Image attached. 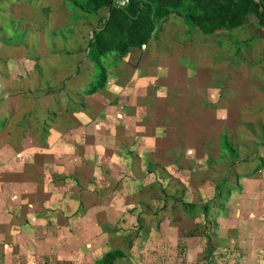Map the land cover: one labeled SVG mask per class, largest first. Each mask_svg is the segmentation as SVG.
<instances>
[{
  "label": "rangeland",
  "instance_id": "obj_1",
  "mask_svg": "<svg viewBox=\"0 0 264 264\" xmlns=\"http://www.w3.org/2000/svg\"><path fill=\"white\" fill-rule=\"evenodd\" d=\"M14 7L0 14V181L5 185L3 171L10 170H17V181H21V170L30 159L28 166L37 172L40 186L32 192L28 210L17 208L27 220L13 223L12 231H19L26 221L33 231H39L41 219L47 221L44 231L53 236L59 231L64 244L74 248L49 252V264H75L73 251L87 254L97 264H120L122 260V264H264V25L256 13L250 12L235 29L213 34L190 29L194 25L177 15L156 20L161 28L157 37L172 33L176 26L188 27L178 29L177 38L189 39L194 54L199 55L200 63H192L194 73H205V77L209 71L218 73L217 78L210 73L208 79L217 83L219 117L226 126L223 131L232 128V123L236 126L233 132L226 130L223 138L201 137L204 147L189 144L214 158H202V154L192 159L186 171L183 158L174 160L164 142L148 141H152L149 134L134 136L135 142L130 136L123 137L124 145L113 158L88 155V145L83 142L75 158L53 164L56 149L45 140L41 143L49 131L39 120L46 113L43 110L56 103L63 105L55 92L63 82L52 81L51 87L48 74L58 70L64 83L73 79L80 71L73 55L80 53L91 61L86 52L93 37H83L84 44L78 49L73 47L77 38L72 33L78 26H59L60 33H66L65 46L58 48L55 39L51 43L52 37H47L44 46L40 40L44 41L41 37L49 29L45 32L39 21L33 23L44 8L33 6L30 18L24 4ZM108 17L101 20L100 27ZM31 19L33 24L26 26ZM109 61L111 57L104 62ZM86 65L85 71L89 63ZM92 69L87 74L99 85L100 70L94 63ZM201 86L205 92L207 87ZM77 98L83 102L81 95ZM177 102L183 106L179 98ZM199 131L201 127L194 126V132ZM183 143L177 141L182 147L177 149L179 154L190 150ZM71 144L69 152L77 151L78 145L66 146ZM69 163L70 170L66 169ZM18 193L14 194L19 200ZM7 195L10 192L0 187V202ZM8 206L2 203L0 214H12L14 209ZM5 214L0 216V226L12 224ZM3 232L0 262L7 264L12 245Z\"/></svg>",
  "mask_w": 264,
  "mask_h": 264
},
{
  "label": "crops",
  "instance_id": "obj_2",
  "mask_svg": "<svg viewBox=\"0 0 264 264\" xmlns=\"http://www.w3.org/2000/svg\"><path fill=\"white\" fill-rule=\"evenodd\" d=\"M23 4L24 11L26 13L30 12V18L33 14V6L44 8L42 13L37 15L40 19L35 16L36 21L31 19L26 26H31L34 22L39 21V26H44L43 31L46 29V32L49 29L48 33H43L41 39H44V41L40 40L41 43L47 46V37H52L51 43L55 39L54 42L56 41L58 48H63L66 42L64 39L66 33L61 34L59 26H78V29L75 28V31H72L73 34L76 33L75 38H77L75 40L76 45H73V47L81 49L84 44L83 37L90 36L92 38L94 32L100 30L101 20L109 14L108 7L104 6L97 10L96 0H25V2L22 0H0V14L2 11L10 12L12 6L18 9V6ZM185 27H173L174 31L172 33L165 32L163 36L157 37V31L161 30L157 26L145 49L133 47L129 49L125 56L115 61L111 57V62H108L110 64L107 63L106 65L108 77L101 86L95 85L92 74H87L92 69L93 63L89 60L86 61L83 56L79 55L80 53L73 55L76 56L80 71L73 75V79H69L67 83H64L65 77L60 75L58 70L48 74L51 75V87H53L52 81L55 83L63 82L60 83V88H55L58 100L60 97L63 105L59 106L56 103L50 106L51 108L48 107L43 110L46 113H42L43 118L39 120L40 126L47 127V131H49L46 139H42L41 143L45 140L47 144H53L56 149L53 152V164H56L57 160H63L66 157L68 159L75 158L76 152L81 151V143L83 142L88 145L89 150H86L88 155L91 156L94 153L95 158H113L114 153L118 152L117 148H120L121 144L124 145L123 137L130 136V139H133L136 135L140 137L143 134H149L152 135L150 138L152 141H148L164 142L168 147L167 150L170 149L169 151L174 160L183 158L184 162L181 163L186 167L184 170L188 171L189 165H192V159L201 158L200 156L203 154L201 153L202 150L198 149V145L204 141L201 137L207 139L213 134L223 138L226 130L228 132L234 131L236 126L233 123L231 124L232 128L227 127L223 131V127L226 128V126L224 125L225 122L219 117L218 107L221 105L219 104L221 100L216 97L217 89L215 86L217 83L216 80L211 82L208 79L210 73L213 78H217L218 73L213 74V71H209L206 77L205 73L204 76L202 74L200 76V72L194 73L192 63H200V61H197L199 55L194 54V50L191 48L193 45L189 39L177 38L178 29L182 31ZM181 46H184L185 50H181ZM86 53L88 54V52ZM204 58L207 59L206 56ZM86 63H89V65L85 71L83 67L87 66ZM201 85L207 87L205 92ZM192 94L195 95L193 100ZM77 95L83 97V102L79 103L80 100ZM205 96L210 98H205ZM177 98L180 101L182 100L183 106L178 105ZM199 99L212 102L213 106L206 102H199ZM194 100L195 103L192 102ZM203 112H207V114L204 115ZM194 126H200L201 131L195 133ZM219 130L222 132L219 133ZM154 135H156V139H154ZM133 141L135 142L134 139ZM177 141H183L184 147L190 150L179 154L177 149L182 147H179ZM192 142L198 145L188 147ZM70 143L78 145L76 148L78 150L73 151L70 149L69 152V148L73 146L71 144L67 147L66 144ZM201 146L203 145L201 144ZM176 155H179L178 158H176ZM229 155L231 157L236 156L235 153L231 152ZM203 157L214 158L213 154L209 156L203 154ZM28 162L30 163V159ZM28 162L24 164V170H21L23 175L21 181H17V170L16 172H13V170H10V172L3 171L2 176H7V182L3 183L7 186L2 185L0 181L1 189L10 192V196L7 195V200L0 202V207L3 203L6 208L9 205L10 210L14 209L12 214L5 210L12 224L0 226V231L6 232H3L4 238L9 236L11 239L10 246H12L7 264H49V252L56 249L64 251L66 249L73 250L74 248L69 244H64V240L59 238L61 237L59 231H56V234L54 233L55 236L57 235L56 237L48 231H44L43 226L47 222L45 220H39V223L42 222L38 225L40 230L33 231L31 225H26V223L30 224L26 221L27 215L22 214L21 209H17L20 207L28 210L32 206L30 203L33 202L32 192L40 186V179H37L38 174L34 169H30ZM46 165L48 164L46 163ZM61 165L62 163H60V167H62ZM68 167L72 168L70 165L66 169ZM66 169H63V172ZM44 184L46 185V182ZM41 186L43 185L41 184ZM15 192H20L18 193L20 195L19 200L14 194ZM27 192L28 194H26ZM183 201L180 200L179 203L186 205ZM40 203L42 204L41 201ZM18 210L19 214H17ZM3 214H5L4 211L0 216ZM96 216L91 217L97 219ZM23 219H26L24 226H20L19 231H12L13 223L21 222ZM31 220L29 218V221ZM49 240L52 245L48 244ZM73 257L76 259L75 264H94V262L97 264V260L91 259L92 257L87 256V254L81 255L73 251ZM122 263L123 260L120 264Z\"/></svg>",
  "mask_w": 264,
  "mask_h": 264
},
{
  "label": "trees",
  "instance_id": "obj_3",
  "mask_svg": "<svg viewBox=\"0 0 264 264\" xmlns=\"http://www.w3.org/2000/svg\"><path fill=\"white\" fill-rule=\"evenodd\" d=\"M97 10L109 8V17L95 31L88 57L100 70L99 82L107 76L105 60L125 56L129 49L147 44L156 31V20L171 15L183 17L203 34L235 29L250 12L264 25V0H130L122 8L113 0H96Z\"/></svg>",
  "mask_w": 264,
  "mask_h": 264
},
{
  "label": "built area",
  "instance_id": "obj_4",
  "mask_svg": "<svg viewBox=\"0 0 264 264\" xmlns=\"http://www.w3.org/2000/svg\"><path fill=\"white\" fill-rule=\"evenodd\" d=\"M130 2V0H114V4H115V6L116 7H118V8H122V7H124L125 5H127L128 3ZM146 44H144L143 46H142V48H146Z\"/></svg>",
  "mask_w": 264,
  "mask_h": 264
}]
</instances>
